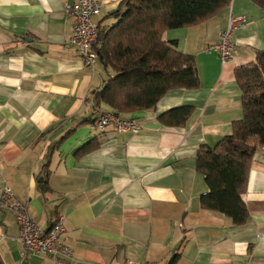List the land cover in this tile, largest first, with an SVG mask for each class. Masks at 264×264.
<instances>
[{"label":"crops","instance_id":"0c3cea01","mask_svg":"<svg viewBox=\"0 0 264 264\" xmlns=\"http://www.w3.org/2000/svg\"><path fill=\"white\" fill-rule=\"evenodd\" d=\"M76 0H0V191L9 187L29 216L48 229L59 217L73 248L69 264H264V146L253 158L242 200L249 220L234 225L202 208L208 190L195 169L200 145L214 146L242 118L236 67L264 49V9L231 0L195 25L167 29L162 38L195 56L200 86L166 92L153 108L129 113L137 132L92 131L93 92L113 76L98 59L91 69L66 43L73 29L67 5ZM96 26L108 28L120 0H100ZM245 22L232 32L235 53L221 61L208 46L231 17ZM192 105L181 127L157 117ZM96 147L83 155L78 150ZM13 214L0 208V264H54L21 252Z\"/></svg>","mask_w":264,"mask_h":264},{"label":"trees","instance_id":"16d2710c","mask_svg":"<svg viewBox=\"0 0 264 264\" xmlns=\"http://www.w3.org/2000/svg\"><path fill=\"white\" fill-rule=\"evenodd\" d=\"M264 9V0H252ZM231 0H120L108 28L97 26V52L107 70L113 72L93 92L95 103L104 102L118 113L153 108L169 90L200 86L194 55L176 50L162 38L167 29L201 23L228 6ZM241 92L242 118L232 122L229 135L214 146L200 145L195 169L208 190L201 194L202 208L230 217L236 226L249 220L242 200L255 152L264 146V49L234 70ZM193 112L181 105L161 113L165 126L181 127ZM91 118L89 122H93ZM96 147L88 142L78 150L83 155ZM174 253L168 264H175Z\"/></svg>","mask_w":264,"mask_h":264},{"label":"built area","instance_id":"2783aa9c","mask_svg":"<svg viewBox=\"0 0 264 264\" xmlns=\"http://www.w3.org/2000/svg\"><path fill=\"white\" fill-rule=\"evenodd\" d=\"M102 4L100 0H76L66 6V13L71 17L73 29L66 43L83 59L84 64L93 69L99 59L94 47L97 45V26L93 17L100 14ZM244 16L231 17L227 27L220 33L219 39L208 46V51L215 52L223 62L235 53L232 41L233 30L245 22ZM94 121L89 127L92 131L111 127L117 131L137 132L141 125L131 117H123L116 111H102L98 104L93 106ZM0 208L9 210L18 226L19 239L25 250L21 252H36L54 264H69L74 252L70 244L65 241V229L61 217L48 229H42L28 214L27 203L13 195L9 187L4 186L0 191ZM126 264H140L127 261ZM149 264V263H142Z\"/></svg>","mask_w":264,"mask_h":264}]
</instances>
